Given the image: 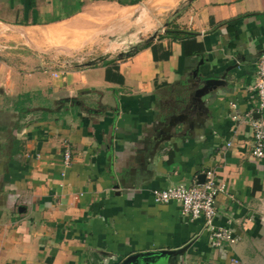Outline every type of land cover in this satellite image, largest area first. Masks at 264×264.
<instances>
[{
	"label": "crops",
	"instance_id": "0c3cea01",
	"mask_svg": "<svg viewBox=\"0 0 264 264\" xmlns=\"http://www.w3.org/2000/svg\"><path fill=\"white\" fill-rule=\"evenodd\" d=\"M31 5L0 0V264H121L161 250L182 251L168 264H264V161L251 157L246 120L260 116L264 0ZM99 26L144 40L71 66L56 59L75 45L55 50L51 36L30 37L73 38ZM169 29L196 35L160 39ZM210 172L224 186L214 225L236 241L217 248L203 218L153 198Z\"/></svg>",
	"mask_w": 264,
	"mask_h": 264
},
{
	"label": "built area",
	"instance_id": "2783aa9c",
	"mask_svg": "<svg viewBox=\"0 0 264 264\" xmlns=\"http://www.w3.org/2000/svg\"><path fill=\"white\" fill-rule=\"evenodd\" d=\"M254 90L258 102L255 112L260 116L256 118L254 112L246 115V120L251 123L253 129L251 157L255 161H264V55H261L257 61ZM233 118L237 119V116ZM72 163L73 152L68 145L63 154L64 168H70ZM223 190L224 186L210 172L203 184L178 185L163 190H155L153 191V198L159 204L176 202L181 207V214L185 217L203 218L206 222L205 228L210 236V244L213 248H217L225 242L231 244L236 242L229 229L218 228L214 225L217 216L216 197Z\"/></svg>",
	"mask_w": 264,
	"mask_h": 264
},
{
	"label": "rangeland",
	"instance_id": "374dc122",
	"mask_svg": "<svg viewBox=\"0 0 264 264\" xmlns=\"http://www.w3.org/2000/svg\"><path fill=\"white\" fill-rule=\"evenodd\" d=\"M140 20L143 21L144 19H140ZM152 21L153 20H151V19L146 20V22L149 24H151ZM131 23H135V22L132 21ZM150 27H152V26L147 27L146 25H143V30H145V32H147L148 28H150ZM122 30H124L123 36L122 35H119V36L111 35V37H110V35H107L106 32L104 30H101V28L99 26V30H97V31L90 30V31H87L86 33H84V32L80 33L79 32V33H77V37H73V38H71V37H67V38L59 37V36H57L56 32L54 34H51L50 32H43L42 30H34V31L31 30L30 31V33H31L30 37H32L33 36L32 34H34V33L37 36L44 34V33H45L44 35L47 37L51 36V38H53V39L51 40V38H50L49 40L52 42V45H48V46L55 47V50H59L62 46L66 47L69 45H73V46L75 45L74 49L71 52H67L64 55V59L61 58V59H56V60L60 61L61 63L62 62L68 63L71 66H77L79 64L85 65L87 63L89 64L90 62H95L96 60H99L103 57L116 56L117 54H119L120 52H123L128 47H130L129 50L131 52L133 50H136V49H134V43L135 42H139V43L142 42L144 40L143 36L132 32V30L130 28L124 27V28H122ZM97 32H99V33L96 34ZM143 32L144 31L141 30V33H143ZM12 33H13V36H16V34H14L15 32H13V31H8V34L6 33V35H10ZM134 34H136V35H134ZM148 35L144 36L145 40L147 39ZM155 35H157V34L152 33V35H149L150 38L148 40H150ZM119 39H126V40L119 41ZM123 45L126 46V48L122 49ZM128 54H129V52H128ZM47 60L50 61L51 58L47 59ZM22 98H25V97H22Z\"/></svg>",
	"mask_w": 264,
	"mask_h": 264
},
{
	"label": "water",
	"instance_id": "95a60500",
	"mask_svg": "<svg viewBox=\"0 0 264 264\" xmlns=\"http://www.w3.org/2000/svg\"><path fill=\"white\" fill-rule=\"evenodd\" d=\"M100 60H102V58L95 62L89 63L88 65L95 64ZM199 183L203 184L204 181ZM181 252L182 251H168V250L142 252L129 256L123 262H121V264H168V261L171 256L173 257Z\"/></svg>",
	"mask_w": 264,
	"mask_h": 264
},
{
	"label": "trees",
	"instance_id": "16d2710c",
	"mask_svg": "<svg viewBox=\"0 0 264 264\" xmlns=\"http://www.w3.org/2000/svg\"><path fill=\"white\" fill-rule=\"evenodd\" d=\"M31 7H34L35 6V0H31ZM230 28V27H229ZM196 34H193V33H189V32H185V31H181V30H167V32L165 33V35H162V37H160V39H163V38H169V39H172V40H183V39H190V38H193ZM155 52H156V49L154 48ZM170 53H166V57L169 56ZM111 64V63H110ZM112 72L111 70L109 69L108 70V78L110 79V76H111ZM26 98V97H25ZM72 102L73 100H65L64 102ZM17 107L20 111H24L25 108H24V104L23 103H18L17 104ZM27 111V109H26Z\"/></svg>",
	"mask_w": 264,
	"mask_h": 264
}]
</instances>
